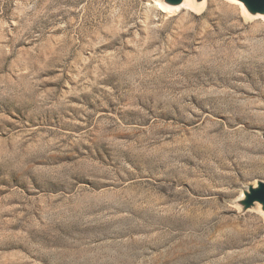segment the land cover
<instances>
[{"label": "rangeland", "instance_id": "rangeland-1", "mask_svg": "<svg viewBox=\"0 0 264 264\" xmlns=\"http://www.w3.org/2000/svg\"><path fill=\"white\" fill-rule=\"evenodd\" d=\"M173 108L215 112L218 144L146 150L177 132L139 122ZM258 180L264 17L0 0V264H264V211L238 203Z\"/></svg>", "mask_w": 264, "mask_h": 264}, {"label": "bare ground", "instance_id": "bare-ground-1", "mask_svg": "<svg viewBox=\"0 0 264 264\" xmlns=\"http://www.w3.org/2000/svg\"><path fill=\"white\" fill-rule=\"evenodd\" d=\"M207 2L208 0H204L201 3H198L195 0H185L184 3L179 7L178 6L173 7L168 4H164V3L162 5L164 8L172 10V11L178 10L180 8H185L186 6L196 8L198 10H203L206 8ZM259 16H262V15H258V17ZM203 39H206V38H203ZM196 52L205 53L206 48L201 47L200 49H197ZM88 67L89 66L86 65L84 71L82 70L77 71V79H79V77L82 74L83 76L85 75V77L90 75L91 71ZM185 109L184 111H186ZM184 111L183 110L176 111L174 110V108L173 109H163L162 111L157 110L156 113L154 114L155 124L150 123L146 125L148 123V120H145V119L142 122H139V124H142L143 126H138V128H140V130L143 131V133L144 132L152 133L160 122H165V121H168L167 123H165L168 125L164 126L163 128H168L171 132L172 131L171 126H173L177 132L176 135H171V136L167 135L166 138L162 140L160 143L159 142L151 143L150 145L152 146V148H150V146L147 145L149 141L147 144L143 143L142 145L144 146V148L146 150H148L149 148L151 150L153 149L156 152L164 151V153H166L173 149L181 150L185 148V150L187 149L194 150V149H212L213 147H215L220 140V132H221L219 127L217 129V126L219 125L215 123L213 119V115H217V114L209 110L197 111V110L191 109V112L189 113L185 112V114H184ZM183 114L185 117L183 116ZM181 121L185 122L184 127L174 126V123L181 122ZM226 125L229 126L230 124L227 123ZM160 130L162 129L160 128Z\"/></svg>", "mask_w": 264, "mask_h": 264}, {"label": "water", "instance_id": "water-1", "mask_svg": "<svg viewBox=\"0 0 264 264\" xmlns=\"http://www.w3.org/2000/svg\"><path fill=\"white\" fill-rule=\"evenodd\" d=\"M163 4H168L173 7L181 6L185 0H160ZM201 3L204 0H195ZM239 2L244 11L250 17H258V15L264 16V0H235ZM238 203L241 205L244 211L260 206L264 211V180H258L257 183L250 184L247 189L244 190Z\"/></svg>", "mask_w": 264, "mask_h": 264}]
</instances>
